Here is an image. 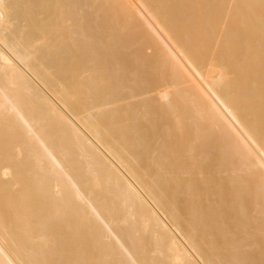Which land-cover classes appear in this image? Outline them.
Masks as SVG:
<instances>
[{"label":"bare ground","instance_id":"1","mask_svg":"<svg viewBox=\"0 0 264 264\" xmlns=\"http://www.w3.org/2000/svg\"><path fill=\"white\" fill-rule=\"evenodd\" d=\"M0 264H264V0H0Z\"/></svg>","mask_w":264,"mask_h":264}]
</instances>
